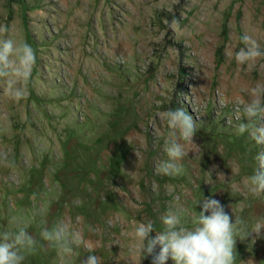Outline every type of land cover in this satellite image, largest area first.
<instances>
[{"label": "rangeland", "instance_id": "obj_1", "mask_svg": "<svg viewBox=\"0 0 264 264\" xmlns=\"http://www.w3.org/2000/svg\"><path fill=\"white\" fill-rule=\"evenodd\" d=\"M0 25L37 55L25 99L0 83V231L39 241L22 264H152L137 225L162 231L171 210L192 226L206 198L239 221L236 264H264V194L246 183L264 146L236 134L264 57L235 60L244 34L264 50V0H0ZM178 108L195 145L164 175ZM61 223L81 235L71 255L39 237Z\"/></svg>", "mask_w": 264, "mask_h": 264}, {"label": "clouds", "instance_id": "obj_2", "mask_svg": "<svg viewBox=\"0 0 264 264\" xmlns=\"http://www.w3.org/2000/svg\"><path fill=\"white\" fill-rule=\"evenodd\" d=\"M169 28L178 29L179 21L173 18ZM241 42L244 47L235 53L238 64H249L264 57V50L251 35L244 34ZM36 60V51L27 41L14 38L8 25H0V83L5 85L4 91L12 100L20 101L29 95L25 85L31 80ZM249 96L250 99L243 103L242 115L236 117L241 120L236 126V134H247L255 144L264 146V84L251 88ZM162 115L172 139L165 149L168 159L158 164L157 171L173 175L182 170L179 161L186 155L185 144L195 145L193 138L197 123L183 108L170 109ZM255 160L257 167L252 175L246 177V183L251 193L260 195L264 194V147ZM201 207L202 211L196 212L192 226L185 225L181 216L171 210L162 217V231H156L151 221L139 223L134 238L143 258L152 256V264H166L169 259L173 264H236L239 221L233 222L232 215L216 199H203ZM153 232L154 237L151 235ZM39 237L47 247H56L65 255H71L72 246L81 242L80 233L69 231L63 223L52 229L43 228ZM38 244L37 238L23 226L15 231H0V264H22L26 254L35 252ZM85 264H99V257L88 255Z\"/></svg>", "mask_w": 264, "mask_h": 264}]
</instances>
